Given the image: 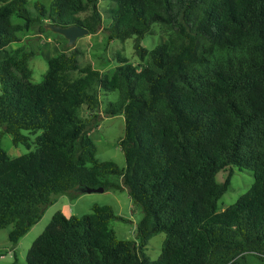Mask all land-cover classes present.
Here are the masks:
<instances>
[{
    "label": "trees",
    "instance_id": "trees-1",
    "mask_svg": "<svg viewBox=\"0 0 264 264\" xmlns=\"http://www.w3.org/2000/svg\"><path fill=\"white\" fill-rule=\"evenodd\" d=\"M27 3L0 0V229L13 225L16 245L58 196L87 187L127 189L143 212L131 240L111 228L125 219L110 205L58 210L27 264H264V0H109L106 16L97 0L37 1L35 15ZM47 23L103 28L109 43L135 37L144 66L119 54L104 74L81 66L75 47L49 57L35 83L36 52L11 46ZM155 24L167 41L148 49ZM101 90L120 94L103 112L124 115L125 167L96 154L88 121L100 116ZM5 133L29 151L11 156ZM232 166L252 170L254 183L220 210L232 171L223 182L217 174ZM161 232L151 260L145 250Z\"/></svg>",
    "mask_w": 264,
    "mask_h": 264
},
{
    "label": "rangeland",
    "instance_id": "rangeland-1",
    "mask_svg": "<svg viewBox=\"0 0 264 264\" xmlns=\"http://www.w3.org/2000/svg\"><path fill=\"white\" fill-rule=\"evenodd\" d=\"M27 1L28 9L35 15L37 13L35 8L37 1H42L49 8L52 0ZM97 1L104 16H106L105 10L110 4L109 0ZM109 23L110 21L105 17L103 27L108 26ZM165 33L160 25H153L151 32L143 39L142 45L148 49H152L156 45L166 42L167 36ZM23 35V42L13 43L11 47L16 48L24 45L27 50H34L36 52L30 59V67L33 70L32 81L35 83L43 81L48 69L47 59L49 57L55 56L58 52L64 50L70 52V48L73 49L75 47L81 52L79 55L81 66L92 65L93 68L104 74L111 72L119 64L117 59L119 54L128 58L131 63L138 65L139 68L144 66L135 52V37L126 40L115 39L109 43L107 32L103 28L96 34H88L79 38L75 46H69L68 40L64 36L54 33L49 29L44 33H39V28L35 27ZM74 75L75 77L79 76L78 73ZM99 93L101 108L98 114L100 116L88 121L90 134L96 144L97 157L100 161H114L120 167H125L126 158L119 144L125 133L124 115L112 116L106 115L103 112L110 102H116L119 99V91L101 90ZM83 112L86 119L90 117L87 112V105L84 106ZM2 131H4V126L0 125V132ZM2 146L11 156H19L29 151L23 145L16 146L13 143L12 135L8 133H5L2 137ZM34 149L35 145L32 146V150ZM231 171L232 179L229 189L219 200L220 210L234 204L254 183V172L250 169H242L237 166L221 170L217 174V180L219 182L225 181ZM94 204L110 205L118 215L124 217L125 220L115 219L110 223L111 228L115 230L119 238L131 240L136 238L137 223L143 217V212L139 206L132 202L127 189H110L104 192L92 193L81 192L75 198L64 194L58 196L53 204L45 207L41 220L16 245L9 240V233L13 225L0 229V264H13L15 261L16 264H27L29 248L32 246L34 240L45 230L58 210L81 216L90 213ZM165 239V232L156 234L150 239L145 251L151 260L158 259ZM257 263H259V260L251 257V264Z\"/></svg>",
    "mask_w": 264,
    "mask_h": 264
},
{
    "label": "water",
    "instance_id": "water-1",
    "mask_svg": "<svg viewBox=\"0 0 264 264\" xmlns=\"http://www.w3.org/2000/svg\"><path fill=\"white\" fill-rule=\"evenodd\" d=\"M46 29L51 30L54 33L60 34L64 36L68 40L69 46H75L77 43V40L83 36H86L90 34L89 29L81 26V25H69V26H61L54 23H47ZM83 192L92 193V192H104V187H98V188H83Z\"/></svg>",
    "mask_w": 264,
    "mask_h": 264
},
{
    "label": "crops",
    "instance_id": "crops-1",
    "mask_svg": "<svg viewBox=\"0 0 264 264\" xmlns=\"http://www.w3.org/2000/svg\"><path fill=\"white\" fill-rule=\"evenodd\" d=\"M67 216H71V215H73V214H69V213H67V212H64Z\"/></svg>",
    "mask_w": 264,
    "mask_h": 264
}]
</instances>
